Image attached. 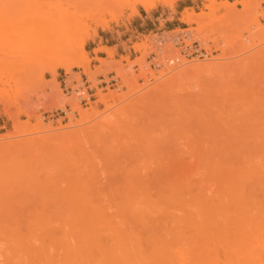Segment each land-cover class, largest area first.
<instances>
[{
	"label": "rangeland",
	"instance_id": "374dc122",
	"mask_svg": "<svg viewBox=\"0 0 264 264\" xmlns=\"http://www.w3.org/2000/svg\"><path fill=\"white\" fill-rule=\"evenodd\" d=\"M46 1L53 6L30 18L41 0H0V218L7 212L26 220L59 209L66 213L72 196L98 197L93 202L110 212L122 197L155 195L154 183L163 182L175 163L171 154L191 147L195 134L214 150L224 142L235 149L243 141L246 152L264 146V0H228L236 17L233 10H219L204 19L201 30L184 16L209 14L206 0H175L173 6L156 1L147 10L128 0ZM256 1L247 17L239 16ZM60 11L66 15L58 19ZM255 16L260 28L250 22ZM54 27H67L60 40L53 38ZM183 28L214 54L151 73L142 82L154 33ZM78 37L89 73L76 64L57 67L54 75L37 67L44 52L72 53L71 40ZM164 47L167 54L175 51ZM201 63L216 67L173 80ZM107 74L119 77L120 85L101 89L99 76ZM66 76L86 77L96 96L86 104L66 96ZM84 110L96 113L82 119ZM196 119L211 121L204 126Z\"/></svg>",
	"mask_w": 264,
	"mask_h": 264
},
{
	"label": "bare ground",
	"instance_id": "6f19581e",
	"mask_svg": "<svg viewBox=\"0 0 264 264\" xmlns=\"http://www.w3.org/2000/svg\"><path fill=\"white\" fill-rule=\"evenodd\" d=\"M156 1L173 6L175 0H128L146 10ZM206 1L210 2L209 14L184 16L185 22H195L199 30L205 28L206 17L235 8V3L228 0ZM259 3L246 4L239 16L247 17ZM52 6L41 0L39 9L29 17ZM231 13L237 14L235 10ZM65 15L60 11L56 18ZM252 20L260 26L257 16ZM66 28L51 29L54 40H60ZM70 44L74 45L72 53L60 56L58 52H44L37 67L54 75L57 67L68 69L76 64L89 73L83 39L74 38ZM215 67L210 63L192 65L174 74L173 80L188 74L211 73ZM88 111L82 112V119L95 112ZM210 121L195 120L204 126ZM192 141L191 147L171 154L175 163L166 166L163 182L154 183L158 187L151 188L155 195L146 191L144 196L117 198L116 204L114 198L110 212H105L103 202H93L102 199H84L86 196L68 198L66 213L65 207L53 215L34 213L30 221V216L26 220L17 212H7L0 218V264H187L186 257L189 264H264V146L246 152L243 141L235 149L224 142L214 150L205 147L196 134ZM229 165H235L233 170L222 169ZM110 207H106L107 211Z\"/></svg>",
	"mask_w": 264,
	"mask_h": 264
},
{
	"label": "built area",
	"instance_id": "2783aa9c",
	"mask_svg": "<svg viewBox=\"0 0 264 264\" xmlns=\"http://www.w3.org/2000/svg\"><path fill=\"white\" fill-rule=\"evenodd\" d=\"M156 38L152 45L151 51L146 57L143 64L144 74L140 77L142 82L150 79V74L158 75V72L167 67L179 66L190 60H204L210 58L214 54V49L208 47L202 42L197 35L186 28L179 31L154 33ZM165 45L171 46L168 48L175 49L173 53L167 54ZM99 84L101 89H106L110 86H119L120 79L115 74L100 75ZM62 91L68 97L76 98L80 104H86L96 95L92 92L89 82L86 77L79 79H63ZM62 116L66 115V111L59 109Z\"/></svg>",
	"mask_w": 264,
	"mask_h": 264
}]
</instances>
